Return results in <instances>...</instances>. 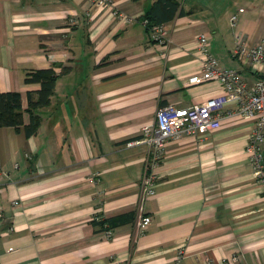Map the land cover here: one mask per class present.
I'll return each instance as SVG.
<instances>
[{
  "label": "crops",
  "instance_id": "0c3cea01",
  "mask_svg": "<svg viewBox=\"0 0 264 264\" xmlns=\"http://www.w3.org/2000/svg\"><path fill=\"white\" fill-rule=\"evenodd\" d=\"M154 1L96 9L88 0H0V93L20 94L24 125L28 93L35 100L40 88L26 74H57L35 135L0 128V264H264V192L246 150L253 122L227 116L235 105L218 129L167 141L155 167L146 145H127L159 106L223 95L217 81L188 83L201 69L197 34L223 68L256 80L234 38L264 37V0H247L241 13L240 0H175L185 13L157 25L159 40L142 17Z\"/></svg>",
  "mask_w": 264,
  "mask_h": 264
},
{
  "label": "built area",
  "instance_id": "2783aa9c",
  "mask_svg": "<svg viewBox=\"0 0 264 264\" xmlns=\"http://www.w3.org/2000/svg\"><path fill=\"white\" fill-rule=\"evenodd\" d=\"M90 6L96 9L112 6V0H88ZM239 13L243 9L238 10ZM131 21L123 17L122 21ZM238 18H230V26L236 27ZM144 23H147L145 20ZM156 40L162 38L163 31L158 26L150 30ZM234 55L242 65L252 67L258 75L256 80L248 85L238 72L223 68L220 62L210 53L208 37L199 33L195 36V46L202 57L201 69L188 79L189 84H198L214 80L220 83L223 95L211 97L189 107L179 108L172 104L159 106L154 122L140 129L139 138L128 142V146L144 144L148 148V166L155 167L164 155L167 141L180 140L184 137H195L202 132H211L221 125L222 110L228 105H235L236 110L226 113L227 116L239 117L253 122V129L248 139L247 153L254 175L264 192V37L253 45L245 44L240 34L235 35ZM153 175L143 179L147 196L154 195ZM13 206L19 205L18 200L12 201ZM1 218V214H0ZM99 220L100 217H94ZM149 225V217L141 216L136 223L139 232L143 233ZM106 237L111 230L105 226ZM236 261L237 257H233Z\"/></svg>",
  "mask_w": 264,
  "mask_h": 264
},
{
  "label": "trees",
  "instance_id": "16d2710c",
  "mask_svg": "<svg viewBox=\"0 0 264 264\" xmlns=\"http://www.w3.org/2000/svg\"><path fill=\"white\" fill-rule=\"evenodd\" d=\"M183 13L185 12L175 0H155L142 17L144 21H147L148 30H151L153 26L167 22L174 18L176 14L181 15ZM56 79L57 74L51 68L34 70L26 74L25 83H37L40 85L39 90L35 92V100L33 95L28 93V108L26 112L29 114V122L26 125L23 123L24 111L21 106L20 94L12 91L0 93V128L12 127L16 130L23 128L26 137L35 135L40 125V116L36 114V110L49 104ZM101 223L102 220H93L95 225H100Z\"/></svg>",
  "mask_w": 264,
  "mask_h": 264
},
{
  "label": "rangeland",
  "instance_id": "374dc122",
  "mask_svg": "<svg viewBox=\"0 0 264 264\" xmlns=\"http://www.w3.org/2000/svg\"><path fill=\"white\" fill-rule=\"evenodd\" d=\"M259 2L263 3V0H258ZM238 6L242 8L243 10L248 11V1L247 0H240Z\"/></svg>",
  "mask_w": 264,
  "mask_h": 264
}]
</instances>
